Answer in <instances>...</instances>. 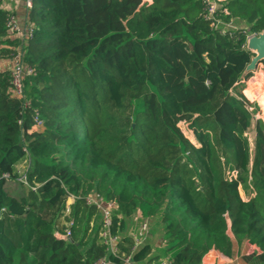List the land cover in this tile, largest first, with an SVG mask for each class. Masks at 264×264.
Here are the masks:
<instances>
[{"label":"trees","instance_id":"obj_1","mask_svg":"<svg viewBox=\"0 0 264 264\" xmlns=\"http://www.w3.org/2000/svg\"><path fill=\"white\" fill-rule=\"evenodd\" d=\"M4 1L0 264H124L127 256L203 264L213 249L230 257L234 239L258 247L247 260L264 263V121L245 97L264 96V70L246 90L243 82L254 56L247 39L264 32V0L221 3L227 14L218 18L248 30L213 26L203 0H32L26 42L8 35ZM18 48L35 72L24 80L26 109L1 67ZM27 155L28 185L17 171ZM92 192L116 205L117 256L100 236L101 212L86 202ZM138 212L161 226L159 250L133 249L127 224Z\"/></svg>","mask_w":264,"mask_h":264},{"label":"built area","instance_id":"obj_2","mask_svg":"<svg viewBox=\"0 0 264 264\" xmlns=\"http://www.w3.org/2000/svg\"><path fill=\"white\" fill-rule=\"evenodd\" d=\"M19 0H5L3 2L2 8L7 14L6 20V28L8 35L12 39H18L22 42H26L30 39L33 35V27L29 24L21 23L17 16L16 4ZM24 3V7L28 10L32 7V0H22ZM225 0H203V6L205 11V18L208 20L213 21V26L220 28L222 30H237V29H245L248 30L249 27H239L235 25V19L230 21L229 23H225L218 18V12H222L227 14L226 9H220L221 3ZM224 24H226L224 26ZM252 36H257L256 34L250 35L248 39ZM247 39V41H248ZM247 47V43H246ZM11 83H12V91L13 94L18 97L22 101V108L26 109L29 108L31 105L30 99L26 96L24 91V80L27 77L33 76L35 74L34 69L31 66H28L24 62V53L21 49H17L16 53L14 54L13 58L11 59ZM35 118V126L34 129L40 127L42 125V121L38 118V114H36ZM30 159L28 155L23 164L28 165ZM19 181L27 184L26 174L25 172H19ZM7 178L8 175H5ZM34 190V188H32ZM76 199L73 195H68L67 204H66V214L70 212V206L73 204L74 200ZM86 202L88 205L95 206L102 215V229L100 236L103 239V243L107 246V250L109 254L113 256H117L119 254L118 248V238L111 234V226H112V212L116 207L114 202L105 201L104 198L99 195L98 193L92 192L86 197ZM143 230H146V225L143 226ZM70 232H66L65 237H69ZM135 247L136 249L138 246L142 244L141 241H136L135 239ZM170 259H165L160 261L159 263H145V264H170ZM96 264H112L110 260L107 258H102L96 262ZM124 264H134L132 262L131 256H127L124 258Z\"/></svg>","mask_w":264,"mask_h":264},{"label":"rangeland","instance_id":"obj_3","mask_svg":"<svg viewBox=\"0 0 264 264\" xmlns=\"http://www.w3.org/2000/svg\"><path fill=\"white\" fill-rule=\"evenodd\" d=\"M145 2H148L150 0H143ZM11 62L7 61L6 64L4 63V65H2V69H10L11 67ZM263 69L264 70V63H261L257 69L251 73V78L256 76L257 71H259V69ZM251 78H249L246 81H243L246 85L245 90L248 87V82L251 80ZM244 90V91H245ZM243 91V93H244ZM245 95V93H244ZM255 101L254 100H250L246 95L245 97L248 99L250 104H257L258 106V110H255V108L251 107L250 110L253 112V115L255 118H260L264 121V96L262 94H256L255 95ZM258 101V102H257ZM180 128L183 131V133L185 134V136L192 141L194 144L196 143L195 140V136L192 132V130H190L188 128V124L187 123H180ZM27 165L25 164H21L20 167H18L17 171L23 173L25 168ZM235 173L232 171H227V176L229 178H231L232 176H234ZM240 193L241 196L243 197L244 200H247V196L245 194V189L244 188H240ZM146 225V230H143V226ZM127 234L130 235L131 237L134 238V240L136 239V241H141L142 243H146V242H150L155 249H160V244H161V226H159V224L156 222V220H143L141 218L140 213H136V215H134L132 218L128 219V224H127ZM154 235V236H152Z\"/></svg>","mask_w":264,"mask_h":264},{"label":"crops","instance_id":"obj_4","mask_svg":"<svg viewBox=\"0 0 264 264\" xmlns=\"http://www.w3.org/2000/svg\"><path fill=\"white\" fill-rule=\"evenodd\" d=\"M151 1L152 0H150L149 3H151ZM16 10L19 21L21 23H24L26 16V9L24 7V3L22 0H19L18 3L16 4ZM234 22L235 25L239 27H249L245 23H242L238 20H235ZM225 25L226 24H224V26ZM6 62H3V64H1V67L2 65H4V63L6 64ZM259 253H260L259 248L256 247L255 245H251L247 240H243L242 242L238 243L234 239L233 251L230 257L225 256L221 252L213 249L210 250L203 257L202 263L203 264H264V263H259L255 259L247 260L251 255H255Z\"/></svg>","mask_w":264,"mask_h":264},{"label":"water","instance_id":"obj_5","mask_svg":"<svg viewBox=\"0 0 264 264\" xmlns=\"http://www.w3.org/2000/svg\"><path fill=\"white\" fill-rule=\"evenodd\" d=\"M247 49L251 51L254 56L245 72L252 73L261 63H264V32L257 36L250 37L247 41Z\"/></svg>","mask_w":264,"mask_h":264}]
</instances>
